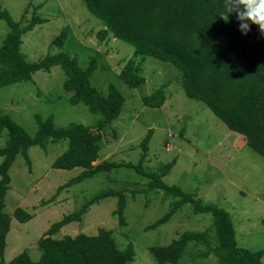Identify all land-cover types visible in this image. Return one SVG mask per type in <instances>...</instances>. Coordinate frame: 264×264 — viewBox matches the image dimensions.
Segmentation results:
<instances>
[{
    "label": "rangeland",
    "instance_id": "1",
    "mask_svg": "<svg viewBox=\"0 0 264 264\" xmlns=\"http://www.w3.org/2000/svg\"><path fill=\"white\" fill-rule=\"evenodd\" d=\"M0 7L13 20H20L21 26L34 14L42 19L22 36L20 51L25 59L37 60L64 50L85 68L94 58L96 67L90 84L102 93L113 84L121 92L124 100L120 114L103 129L96 162L105 159L136 164L142 153L140 142L149 132L144 171L158 172L169 165L162 177L165 183L228 211L239 246L251 250L264 247V158L203 102L185 94L180 70L170 62L135 54L131 44L118 38H101L104 24L82 0H0ZM7 30L6 22L0 19V45ZM61 31L66 35L62 46L52 42ZM129 60L138 65V74L144 78L137 87L127 84L119 74ZM63 79L62 69L55 65L49 71H35L28 80L1 86L0 113L9 114L30 136L37 130L36 116L44 119L50 115L58 126L78 122L94 130L99 114L91 113L81 102L70 103L71 92L63 90ZM158 88L165 94L163 104L144 105L142 97ZM4 139L2 135L0 145ZM66 144L65 140L49 142L46 149L30 146L28 163L20 153L15 156L4 196L10 227L0 264L21 251L36 260L40 255L38 238L52 222L79 211L93 196L108 190L124 191L123 224L119 225L113 213L116 197L110 195L90 204L79 219L61 227L55 236L94 234L100 227L111 229L117 247H124L128 241L133 244L134 257L128 264H158L148 250L150 246L165 245L185 230H204L213 235L210 213H195L189 204L178 207L167 221L147 228L168 211L175 198L150 188V179L133 168H111L58 190L81 170L51 166ZM17 207L31 218L25 222L16 219L13 211ZM201 249V244L187 243L177 264H216L213 253L199 258Z\"/></svg>",
    "mask_w": 264,
    "mask_h": 264
},
{
    "label": "trees",
    "instance_id": "2",
    "mask_svg": "<svg viewBox=\"0 0 264 264\" xmlns=\"http://www.w3.org/2000/svg\"><path fill=\"white\" fill-rule=\"evenodd\" d=\"M82 1L102 20L101 38L110 35L131 44L135 54L172 63L180 70L185 94L203 102L229 130L241 134L246 144L264 158V34L257 26L250 25L249 31L241 35L234 13L224 19L222 0ZM0 19L8 26L0 45V87L28 80L35 71H49L58 65L64 73L62 88L71 92L69 102H81L91 113L99 114L94 130L78 122L58 126L50 115L44 119L36 116L37 130L34 136H30L9 114L0 113V137L5 135L0 145V257L3 258L10 227V216L4 211V196L15 156L20 153L28 163L30 146L46 149L49 142L66 140V148L51 166L61 169L79 167L81 170L58 190L111 168H133L150 179V188L161 189L165 195L175 198L168 211L147 228L167 221L183 204H189L195 213H210L213 235L204 230H185L165 245L150 246L148 250L158 264H177L189 242L204 247L198 252L199 258L213 253L216 264H261L264 247L251 250L239 246L228 211L214 203L203 202L194 193L175 184L165 183L162 177L169 165L158 172L144 171L142 162L149 132L140 142L142 153L136 164L105 159L96 162L102 131L120 114L124 100L121 92L113 84L107 86L106 93L90 84L89 77L96 67L94 58L85 68H81L77 58L64 50L48 53L37 60L25 59L20 51L22 36L42 21L35 14L29 23L21 26L20 20H13L9 12L0 7ZM65 36V31H61L52 42L62 46ZM138 71V65L129 60L119 74L127 84L137 87L144 81ZM164 99L162 88L142 97L143 104L148 107H160ZM110 195L116 197L113 213L119 225L123 224L124 191L108 190L93 196L79 211L52 222L38 238L40 255L36 260L21 251L5 264H128L134 257L133 244L128 241L124 247H117L111 229L100 227L94 234L79 232L55 236L61 227L79 219L90 204ZM13 216L21 222L31 218L20 207L15 208Z\"/></svg>",
    "mask_w": 264,
    "mask_h": 264
},
{
    "label": "clouds",
    "instance_id": "3",
    "mask_svg": "<svg viewBox=\"0 0 264 264\" xmlns=\"http://www.w3.org/2000/svg\"><path fill=\"white\" fill-rule=\"evenodd\" d=\"M223 17L234 13L237 29L241 35L249 31L250 25H255L264 34V0H222Z\"/></svg>",
    "mask_w": 264,
    "mask_h": 264
}]
</instances>
